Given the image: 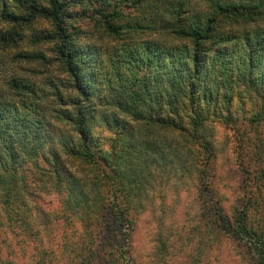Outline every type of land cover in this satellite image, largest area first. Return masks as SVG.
Listing matches in <instances>:
<instances>
[{
  "label": "trees",
  "instance_id": "trees-1",
  "mask_svg": "<svg viewBox=\"0 0 264 264\" xmlns=\"http://www.w3.org/2000/svg\"><path fill=\"white\" fill-rule=\"evenodd\" d=\"M80 7L113 43L81 39L69 24ZM38 18L52 26L36 38L55 43L71 96L64 101L55 87L51 103L35 83L15 76L0 91V228L34 235L21 214L32 211L29 199L44 188L59 195L55 220L94 236L79 261L70 247L72 264H132L131 222L156 171L169 164L194 171L200 199L214 157L202 132L204 109L221 99L227 109L239 82L264 89V0H0V19L8 23ZM17 38L15 28L0 29V47ZM180 110L188 111L189 127ZM100 125L116 130L107 148L95 132ZM251 202L243 200L223 226L243 243L249 264H264V227L251 217ZM222 219L217 209L195 214V264L209 252L208 234L218 238ZM54 247L37 251L32 264H57Z\"/></svg>",
  "mask_w": 264,
  "mask_h": 264
},
{
  "label": "rangeland",
  "instance_id": "rangeland-1",
  "mask_svg": "<svg viewBox=\"0 0 264 264\" xmlns=\"http://www.w3.org/2000/svg\"><path fill=\"white\" fill-rule=\"evenodd\" d=\"M76 9L69 24L81 31L83 41L113 43L98 18L88 10L84 12L82 7ZM13 28L18 32L16 41L0 47V91H4L8 80L15 76L35 83L51 103H55L52 94L55 87L63 100L68 101L71 91L65 86L67 75L57 61L55 43L36 38L37 34L52 29L50 22L38 18L28 25L16 26L0 19L2 31ZM23 54L28 56L24 58ZM230 96L228 110L222 99L219 106L204 109L209 114L203 122L202 132L210 141L214 156L208 169V192L198 199L194 171L189 174L171 164L163 173L156 171L131 222L135 227L129 249L132 264H195L199 253L194 243V223L195 214L201 209L206 212L219 210L223 222L218 238L208 234L209 252L202 253L200 264H249L245 246L231 238L223 225L233 220L235 209L250 197L253 203L251 217L255 222L259 219L260 226L264 227V89H253L239 82L232 86ZM220 108L221 113L214 114ZM180 116L183 125L189 127L188 111L180 110ZM95 132L104 138L102 145L107 148L116 130L108 131L100 125L95 127ZM28 160L27 166L33 161ZM29 181L38 185L35 175H29ZM59 200L58 194L44 188L37 190L29 199L32 211L28 214L23 210L21 216L27 220L34 235L21 227L1 226L0 264H32L37 251L48 244L55 246L57 264H72L70 247L76 246L78 261L85 255L87 245L93 244L94 236L88 235L84 228L75 232L74 228L79 224L71 225L60 215L59 221L54 219V214L62 209ZM204 200L206 202L201 204ZM34 204L50 215L42 217ZM2 221L6 224L3 218ZM95 232L98 233L97 229ZM63 253L65 256H60Z\"/></svg>",
  "mask_w": 264,
  "mask_h": 264
}]
</instances>
